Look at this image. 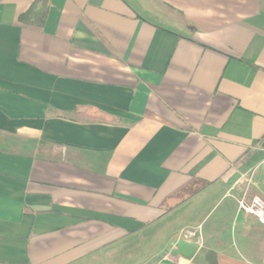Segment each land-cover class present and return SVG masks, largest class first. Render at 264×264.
I'll return each mask as SVG.
<instances>
[{
	"label": "crops",
	"instance_id": "0c3cea01",
	"mask_svg": "<svg viewBox=\"0 0 264 264\" xmlns=\"http://www.w3.org/2000/svg\"><path fill=\"white\" fill-rule=\"evenodd\" d=\"M33 2L0 0V264H264L227 195L264 198V0Z\"/></svg>",
	"mask_w": 264,
	"mask_h": 264
},
{
	"label": "built area",
	"instance_id": "2783aa9c",
	"mask_svg": "<svg viewBox=\"0 0 264 264\" xmlns=\"http://www.w3.org/2000/svg\"><path fill=\"white\" fill-rule=\"evenodd\" d=\"M239 182H242L241 179L238 180V183ZM243 183L242 190L237 196L233 195L230 190L227 191V195L235 199L238 212H242L254 218L260 225L264 226V198L251 191L254 186L251 178L245 179ZM179 237L184 240L194 241L198 247L202 244L199 226L195 228H185L180 232Z\"/></svg>",
	"mask_w": 264,
	"mask_h": 264
},
{
	"label": "trees",
	"instance_id": "16d2710c",
	"mask_svg": "<svg viewBox=\"0 0 264 264\" xmlns=\"http://www.w3.org/2000/svg\"><path fill=\"white\" fill-rule=\"evenodd\" d=\"M38 3H41L42 8L39 11V14H42L43 12L46 11V3L47 0H34V2L32 3V5L30 6V8L28 9V11L26 12V14H24L22 16V20H26L27 16L28 19H30L34 14H35V8L38 5Z\"/></svg>",
	"mask_w": 264,
	"mask_h": 264
},
{
	"label": "water",
	"instance_id": "95a60500",
	"mask_svg": "<svg viewBox=\"0 0 264 264\" xmlns=\"http://www.w3.org/2000/svg\"><path fill=\"white\" fill-rule=\"evenodd\" d=\"M262 147H264V141L262 142Z\"/></svg>",
	"mask_w": 264,
	"mask_h": 264
}]
</instances>
